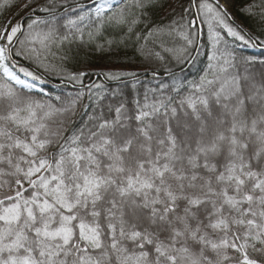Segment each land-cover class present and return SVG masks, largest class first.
Returning a JSON list of instances; mask_svg holds the SVG:
<instances>
[{
	"label": "snow or ice",
	"instance_id": "obj_1",
	"mask_svg": "<svg viewBox=\"0 0 264 264\" xmlns=\"http://www.w3.org/2000/svg\"><path fill=\"white\" fill-rule=\"evenodd\" d=\"M232 6L0 3L17 9L0 25V264H264V58L237 45L264 48V0L241 8L258 34ZM131 40L154 86L67 68Z\"/></svg>",
	"mask_w": 264,
	"mask_h": 264
},
{
	"label": "trees",
	"instance_id": "obj_2",
	"mask_svg": "<svg viewBox=\"0 0 264 264\" xmlns=\"http://www.w3.org/2000/svg\"><path fill=\"white\" fill-rule=\"evenodd\" d=\"M3 0H0L2 3ZM187 3V0L182 1ZM246 0H233V6L231 7V13L235 19L236 24L240 25L245 31L251 32L253 34H258L261 28L260 21L256 17H249L247 14L241 11V8L245 5ZM3 9H0L2 12ZM16 8L4 12L0 15V25L6 17H12L13 13L16 12ZM154 22H160L161 14L159 12H154L151 16ZM143 43V42H141ZM238 50L243 51L247 55L255 56L257 59H262L264 56L260 54L264 52V48H252L247 47L239 42H237ZM150 46V45H149ZM138 45L135 40L128 42L127 47L120 48L112 53H98L90 48L83 49L79 53L69 60L67 63V68L70 71H86L88 75L85 77V84L91 82L105 83L106 87L109 89L116 88L118 85L116 82H107L104 80L102 75L103 71H133L136 72L140 82L146 87L154 86L158 79L164 77H158L156 80L153 79L151 71H146L150 69L153 65L145 60L137 51ZM206 63L205 57L201 56L198 62V67H203ZM195 70H193L194 72ZM97 73H100L97 76ZM48 83L44 86L47 92L51 89V95L54 97L56 95L64 96H75L77 88H74L72 84L67 81H60L57 77L49 76L47 77ZM129 78H125L123 83H128ZM123 83L119 87H123ZM84 103H87L85 100Z\"/></svg>",
	"mask_w": 264,
	"mask_h": 264
},
{
	"label": "rangeland",
	"instance_id": "obj_3",
	"mask_svg": "<svg viewBox=\"0 0 264 264\" xmlns=\"http://www.w3.org/2000/svg\"><path fill=\"white\" fill-rule=\"evenodd\" d=\"M182 1H184V0H182ZM231 9H232V8L230 7V11H231ZM8 19H10V17H6V18H4L3 21H2V24H3V22H4L5 20H8ZM2 24H1V25H2Z\"/></svg>",
	"mask_w": 264,
	"mask_h": 264
}]
</instances>
